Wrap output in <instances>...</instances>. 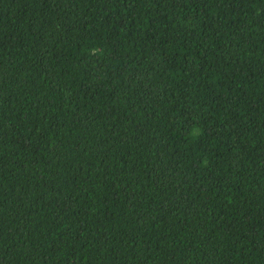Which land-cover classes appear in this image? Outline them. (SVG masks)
<instances>
[{
	"label": "trees",
	"instance_id": "1",
	"mask_svg": "<svg viewBox=\"0 0 264 264\" xmlns=\"http://www.w3.org/2000/svg\"><path fill=\"white\" fill-rule=\"evenodd\" d=\"M0 264H264V0H0Z\"/></svg>",
	"mask_w": 264,
	"mask_h": 264
}]
</instances>
